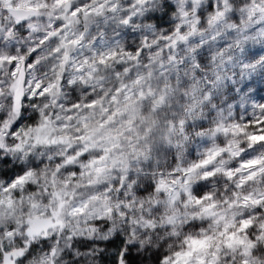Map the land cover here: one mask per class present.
<instances>
[{
  "label": "clouds",
  "instance_id": "9594fccd",
  "mask_svg": "<svg viewBox=\"0 0 264 264\" xmlns=\"http://www.w3.org/2000/svg\"><path fill=\"white\" fill-rule=\"evenodd\" d=\"M0 264H264V0H0Z\"/></svg>",
  "mask_w": 264,
  "mask_h": 264
}]
</instances>
